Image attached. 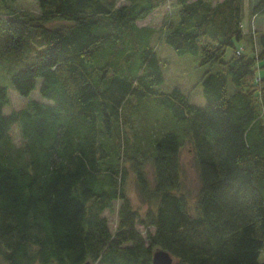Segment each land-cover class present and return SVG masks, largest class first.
<instances>
[{
    "label": "trees",
    "instance_id": "trees-1",
    "mask_svg": "<svg viewBox=\"0 0 264 264\" xmlns=\"http://www.w3.org/2000/svg\"><path fill=\"white\" fill-rule=\"evenodd\" d=\"M36 1L37 17L0 14V60L18 57L25 35L39 32L42 50L10 80L26 96L40 79L48 100L5 114L0 85V264H151L156 248L174 264H264V67L254 90L259 59L235 51L224 60L243 39L242 0H224V12L174 0L179 21L166 28V44L220 64L201 79L203 106L179 87H157L153 31L142 35L136 20L167 0ZM53 20L67 24L44 26ZM141 109L149 116L138 126ZM187 142L200 181L195 214L180 191ZM126 162L140 195L156 203L143 218L126 195ZM116 200L113 232L102 212Z\"/></svg>",
    "mask_w": 264,
    "mask_h": 264
},
{
    "label": "rangeland",
    "instance_id": "rangeland-1",
    "mask_svg": "<svg viewBox=\"0 0 264 264\" xmlns=\"http://www.w3.org/2000/svg\"><path fill=\"white\" fill-rule=\"evenodd\" d=\"M195 2L196 0H189ZM204 3L210 5H217L219 10L225 11L224 0H202ZM261 0H242V12L240 26L243 33V39L239 42L235 41L234 48L228 49L224 60H228L232 53H241L255 57L258 60L255 70V79L253 89L258 90L259 86L256 83L261 75V69L264 67V11L259 10L254 14V7ZM127 0H118L116 6L126 4ZM178 4L174 0H167L164 4L155 8L149 15L143 19L136 20V24L145 29L142 33L145 34L147 30H152L150 45L153 47L159 59L160 68L163 73V82L158 85V89L169 92L174 87H179L181 91L188 97L189 101L198 106H203L206 103L201 86V79L204 73L208 70H215L220 67V64H202L200 55L190 53L178 54L165 42L166 28L171 25H176L179 21ZM13 10L15 15L21 17H37L40 14V7L36 0H0V14L5 16L7 12ZM67 24L62 20H53L44 23L47 28H54L60 25ZM252 39V40H250ZM253 42V43H252ZM138 45V41L135 43ZM43 42L36 29H31L25 35L22 41L21 51L18 57L12 53V58H5L0 60V85H4L8 89L9 103L4 106L3 112L9 114L13 110L23 108L30 100H38L47 102L48 100L40 95L39 85L40 79L36 80L35 88L26 96H22L11 85V76L18 70L22 69L27 63L34 60L33 55L42 50ZM261 54L263 55L261 58ZM16 56V58L14 57ZM15 59V60H14ZM160 108H156L151 112L154 114ZM148 112L141 109V116H136L133 121L140 126L142 116L148 117ZM151 116V115H150ZM10 136L17 144L21 143V138L16 125L10 129ZM128 169L126 179V195L133 209H135L140 218H143L148 209H155L156 203L154 201L145 200L139 193L137 188L134 173L129 169V163H125ZM146 175L153 186L154 176L153 168L150 163H147ZM180 191L187 200L190 213L197 212V196L199 191V174L192 146L187 142L180 151ZM120 205V200L113 203L111 210L105 209L102 212L108 220V225L111 231H115L118 224L117 209ZM137 228L144 232V226L138 222ZM259 260L264 262V249L261 250ZM174 263V258H173Z\"/></svg>",
    "mask_w": 264,
    "mask_h": 264
},
{
    "label": "water",
    "instance_id": "water-1",
    "mask_svg": "<svg viewBox=\"0 0 264 264\" xmlns=\"http://www.w3.org/2000/svg\"><path fill=\"white\" fill-rule=\"evenodd\" d=\"M85 264L89 263L87 262ZM151 264H174L173 257L168 251L162 248H156L152 254Z\"/></svg>",
    "mask_w": 264,
    "mask_h": 264
}]
</instances>
